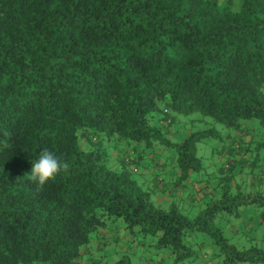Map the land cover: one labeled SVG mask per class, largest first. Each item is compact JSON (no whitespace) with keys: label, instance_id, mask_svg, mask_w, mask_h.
Returning a JSON list of instances; mask_svg holds the SVG:
<instances>
[{"label":"trees","instance_id":"obj_1","mask_svg":"<svg viewBox=\"0 0 264 264\" xmlns=\"http://www.w3.org/2000/svg\"><path fill=\"white\" fill-rule=\"evenodd\" d=\"M170 111L234 128L256 117L264 134V0H0V264H93L89 241L116 218L174 261L201 231L219 264H264V247L213 223L248 202L264 223L261 189L226 186L192 216L151 199L161 176L134 177L145 156L170 159L181 184L200 169L195 145L217 130L182 135ZM44 149L70 167L38 188Z\"/></svg>","mask_w":264,"mask_h":264},{"label":"rangeland","instance_id":"obj_2","mask_svg":"<svg viewBox=\"0 0 264 264\" xmlns=\"http://www.w3.org/2000/svg\"><path fill=\"white\" fill-rule=\"evenodd\" d=\"M170 114L173 117L171 125L182 130V135L190 130L207 127L217 130L216 135L205 136L195 145L196 154L201 159V167L189 174L192 176V200L189 202L183 199L173 200L181 211L195 215L209 200L218 197L226 186H231L232 192H236L238 186L237 189L241 192L261 189L264 193V145L260 144L264 134L262 125L256 117L240 119L239 126L234 128L225 126L197 111L189 114L170 111ZM246 142L249 145H246ZM230 153L234 155L235 162L229 169L226 166H230L234 159ZM146 159L147 156L139 162L133 173L134 177L143 180V177L147 178L146 175L149 173L162 176L161 173L155 174V169L151 170L150 161ZM166 162L171 167H176L172 162L170 164V159ZM107 165L115 164L109 160ZM151 199L158 202L153 194ZM259 210L260 207L253 202L240 204L232 212L216 213L213 223L220 227L222 235L228 242L239 248H247L251 245L264 247V223L259 219ZM191 239L190 255L174 261L169 246H157L155 239L150 235H139L136 231H128L123 222L116 218L106 222L101 228V233L93 236L83 257L88 256L87 261L92 259L98 264L114 262L120 258L127 264H197L199 261L204 264H219L221 262L222 255L207 233L194 231ZM94 262L91 263L95 264ZM237 264L259 263L239 261Z\"/></svg>","mask_w":264,"mask_h":264},{"label":"crops","instance_id":"obj_3","mask_svg":"<svg viewBox=\"0 0 264 264\" xmlns=\"http://www.w3.org/2000/svg\"><path fill=\"white\" fill-rule=\"evenodd\" d=\"M246 145H249V143L246 142ZM228 152H230V150H228ZM230 156L232 158H235L232 153H230ZM150 164L152 165V167L155 168V170H158L162 175L161 176L162 183H157V184L153 183L154 185H156L154 186L155 191L153 192V195H154V198L158 200V202L168 205L174 202L173 200L183 199V200H187L188 202L192 200V180L187 178L184 184L177 183L176 181V177L178 176L177 169L168 165L165 159H162V158H159L158 160L155 159V160H152ZM143 180L148 181L147 184H149V186L153 185L149 183L150 181L149 179L143 177ZM100 233H101V230H100ZM202 263H200L199 261L197 264H202Z\"/></svg>","mask_w":264,"mask_h":264},{"label":"clouds","instance_id":"obj_4","mask_svg":"<svg viewBox=\"0 0 264 264\" xmlns=\"http://www.w3.org/2000/svg\"><path fill=\"white\" fill-rule=\"evenodd\" d=\"M69 167L70 164L66 160H62L55 153L44 149L32 162L29 176L38 188H42L48 181L54 180L59 173L66 172Z\"/></svg>","mask_w":264,"mask_h":264}]
</instances>
